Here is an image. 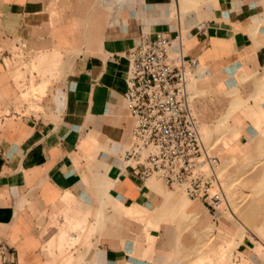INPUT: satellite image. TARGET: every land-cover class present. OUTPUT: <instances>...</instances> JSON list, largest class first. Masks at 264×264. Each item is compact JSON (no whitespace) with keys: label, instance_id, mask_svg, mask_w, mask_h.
<instances>
[{"label":"crops","instance_id":"0c3cea01","mask_svg":"<svg viewBox=\"0 0 264 264\" xmlns=\"http://www.w3.org/2000/svg\"><path fill=\"white\" fill-rule=\"evenodd\" d=\"M155 30L198 60L191 106L230 142L217 155L242 205L264 185V0H0V264H218V238L223 264H264V194L249 227L218 228L213 206L122 161L125 52Z\"/></svg>","mask_w":264,"mask_h":264},{"label":"built area","instance_id":"2783aa9c","mask_svg":"<svg viewBox=\"0 0 264 264\" xmlns=\"http://www.w3.org/2000/svg\"><path fill=\"white\" fill-rule=\"evenodd\" d=\"M173 39L180 48L173 50ZM130 66L126 105L134 119L123 161L142 181L160 176L184 187L192 200L215 206L224 198L220 157L209 151L190 102L189 78L198 60H186L182 33L144 32L125 52Z\"/></svg>","mask_w":264,"mask_h":264},{"label":"rangeland","instance_id":"374dc122","mask_svg":"<svg viewBox=\"0 0 264 264\" xmlns=\"http://www.w3.org/2000/svg\"><path fill=\"white\" fill-rule=\"evenodd\" d=\"M174 4L177 5V1L174 0ZM192 5V4H191ZM190 5V6H191ZM190 6H186L185 8H189ZM128 77V75H127ZM127 81V78H126ZM28 98H30V101H33V93L28 94ZM36 99H38L37 96H35ZM33 103V102H31ZM36 104H32V107L35 108ZM127 106V105H126ZM128 110V107H127ZM194 113L196 114V112L194 111ZM128 114L132 117V115L130 114L129 110H128ZM197 116V114H196ZM200 120L201 118L199 116H197ZM132 120V124L130 127H133L134 124V119L133 117L131 118ZM202 130H203V137H204V142L207 146V148L209 149L210 152L212 153H216L219 154L220 156H222V150L223 148H230L229 141H224V142H220V141H210L207 139L206 137V131H205V127L203 126V124L201 125ZM131 131V128H130ZM130 133V132H129ZM122 153V152H121ZM218 155V156H219ZM117 159H121V154L117 157ZM123 161V160H122ZM220 172V176L223 180V184H224V189H225V199L223 198L222 201L220 203H218L217 205L213 206V210H218V215H220L222 218H226L225 223L222 222H218V228L221 227V225H223L224 227H230L232 226L231 223H233L234 221L236 222L237 220V215L238 214L240 216V219L243 220L244 222H248V220L246 218H252L254 217V215H256L257 213H259L262 209H263V205H259V207L256 209L251 203L253 202L254 198H262L263 194H264V185L263 184H259V186L257 187V191L256 193L259 195H257L255 193V197L252 198L251 200H249L248 202H246L244 205H242V203L240 202L241 200H244L243 198H246L248 196V193L246 189L240 190V189H236V188H232L231 183L229 181V175L226 174L225 176H223L222 172H221V168L219 170ZM152 179L154 180H158V181H162L163 183H168L166 182V180L160 176H153ZM170 186H176L179 187V194L180 196L184 199V200H189L190 198L186 195L185 189L183 186H181L180 184L177 183H169ZM251 189V188H250ZM261 190V191H260ZM259 191V192H258ZM252 192V191H251ZM192 200V199H190ZM165 201V198L162 197V195H160L158 193V196L156 198L155 201V205L160 206L161 204H163V202ZM242 205V206H241ZM241 206V207H240ZM244 206V207H243ZM245 207H247L248 211L245 210ZM251 210V211H250ZM154 211V210H152ZM170 222V221H169ZM249 223V222H248ZM168 223H163L162 228H165L166 225ZM251 223H249V225H251ZM166 225V226H165ZM80 231V230H78ZM96 231L95 226H93V233ZM84 233V231H83ZM84 240V238H79L77 240L78 243H82ZM88 240V238H87ZM233 242L231 241H226L222 240V238H218V264H223L224 261L228 258V251L227 249H225V247L232 245ZM223 246L222 248H220L221 246Z\"/></svg>","mask_w":264,"mask_h":264},{"label":"bare ground","instance_id":"6f19581e","mask_svg":"<svg viewBox=\"0 0 264 264\" xmlns=\"http://www.w3.org/2000/svg\"><path fill=\"white\" fill-rule=\"evenodd\" d=\"M177 1V4L178 3H182V0H176ZM192 75V74H191ZM191 75H190V78H189V83H190V81H191ZM219 170H220V168H219ZM220 173V172H219ZM224 191H225V189H224ZM225 195L226 194H224V199H225ZM244 207V206H243ZM245 210H247L248 211V209H247V207H245ZM251 211V210H250ZM237 215V217L238 218H240V216L238 215V214H236ZM247 220H248V222L249 223H251L252 222V218L250 217H248V218H246ZM242 221V223H244V225H246V226H248L249 227V223L248 222H244L243 220H241Z\"/></svg>","mask_w":264,"mask_h":264}]
</instances>
